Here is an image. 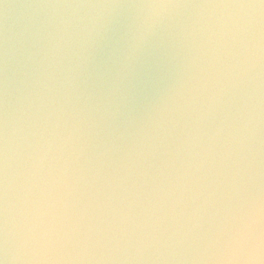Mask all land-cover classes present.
<instances>
[{
	"label": "clouds",
	"instance_id": "clouds-1",
	"mask_svg": "<svg viewBox=\"0 0 264 264\" xmlns=\"http://www.w3.org/2000/svg\"><path fill=\"white\" fill-rule=\"evenodd\" d=\"M0 264H264V0H0Z\"/></svg>",
	"mask_w": 264,
	"mask_h": 264
}]
</instances>
